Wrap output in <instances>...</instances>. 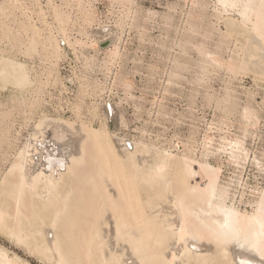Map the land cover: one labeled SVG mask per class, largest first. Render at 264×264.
<instances>
[{
    "label": "bare ground",
    "instance_id": "1",
    "mask_svg": "<svg viewBox=\"0 0 264 264\" xmlns=\"http://www.w3.org/2000/svg\"><path fill=\"white\" fill-rule=\"evenodd\" d=\"M107 1L121 11L117 30L107 25L90 30L97 22L91 0H0V92L11 88L17 98L0 111V236L13 247L0 244V264H32L29 258L40 264H264V187L245 201L251 185L243 179L250 163L264 173V160L252 157L246 143L258 137L260 95L248 89L247 102L233 101L238 76H252L264 90V0H181L192 4L185 34L170 46L162 42L164 54L181 69L196 52L200 86L221 71L232 78L222 98L209 100L222 111L227 129L213 123L201 143L192 138L183 151L172 142L147 140L146 131L139 139L120 135L128 126L125 109L103 94L108 89L113 94L119 85L129 89L119 69L127 56L121 50L123 35L135 30L146 41L155 14L143 18L136 0ZM211 5L216 24L204 27L198 9ZM169 9L163 17L168 36L179 29L171 15L177 7ZM77 26L80 39L71 34ZM215 33L216 51L208 47ZM71 54L82 74L62 78L59 63ZM36 58L50 66L37 71L26 61ZM93 73H102L103 81H91ZM176 77L171 71L168 88ZM77 83L80 95L72 104L79 119L45 113L48 88L69 93ZM89 96L94 101L85 122L79 116ZM14 111L25 115L26 135L12 132ZM233 115L242 137L231 134L227 121ZM216 131L224 133L218 140ZM222 156L237 169L228 182L222 179Z\"/></svg>",
    "mask_w": 264,
    "mask_h": 264
},
{
    "label": "rangeland",
    "instance_id": "2",
    "mask_svg": "<svg viewBox=\"0 0 264 264\" xmlns=\"http://www.w3.org/2000/svg\"><path fill=\"white\" fill-rule=\"evenodd\" d=\"M55 1L57 3H61V0H55ZM136 2L139 9L142 11L144 15L143 18H145V16L148 15L149 11L154 13L155 17L154 19H151V21L147 24L148 32H147V36L145 37L146 41L142 42L140 38V34H138L135 30L129 31V29H126L123 35L121 50L126 51L127 56L123 61H121V68L119 69L123 74L127 76V79L130 83V87L128 89L124 86L121 87L119 85L120 87L117 86L115 87V89H113L112 91L113 94L109 92V89L106 90V92L103 94L104 95L103 98H105V100H109L114 104L116 103L118 105L121 104L120 106L123 107V109H125L128 126L127 128H123V130L120 131V135L124 136L129 134L128 136H130L131 138L139 139L142 137V132L146 131L147 135H145V137L147 140H149L150 138H152L155 141L159 139L161 143H166V144L172 142L174 143L175 146L176 145L178 146L180 151H183L184 144L186 142L189 143V141L192 138H194L196 141L201 143L206 134V130H208V128L213 123H214L212 125L213 128L216 127L220 128L221 126L226 130L227 126L223 125V122L224 123L226 122L222 121L224 118L222 111H220L217 108L214 102L209 104V100H210V96H213L215 99L222 98L226 93L227 86L228 87L230 86L229 84L232 78L230 79L229 78L230 76L225 71H221L220 73L217 74V76L215 75V77H213V80L208 83L209 85H207L206 83L204 85L202 82V85L200 86L199 83L197 82L198 81L197 76H200L201 74V70L199 69L200 61L198 59L199 57H197L198 55L196 54V52H193L192 53L193 55L191 54L190 58L188 57L189 61L188 58L184 60V62L180 66L181 69H175V67L172 66L173 60H168V56L164 54V51L162 50L163 49L162 42L164 43L167 42V46H170L169 41L174 39V37H177L179 42V39L185 34L184 25L186 24L187 16L191 13L192 4L191 3L185 4L184 2L181 3L182 2L181 0H136ZM183 4L184 6H182ZM73 5L75 7V12H74V16H75L77 14L76 10H78L77 9L78 3L74 1ZM91 5L93 8H95V12L97 14V22L94 23L93 27L90 29L91 31L93 29H97L100 26H106V25L112 26L116 30L118 29L116 27L117 26L116 22L119 20L121 16V11L119 8L111 7L110 2L107 0H97V2L96 0H91ZM172 6L177 7L176 11H171V15L175 18V23H176L175 26H179V29H177V27L172 28L171 34L168 36L164 30L165 26L163 24V17H165L170 13L169 8ZM198 10L200 13H202L203 16L202 21L205 24L204 27H208L216 24V19L213 17L214 13H213L212 5L206 9L199 8ZM48 19L50 22H52L50 16ZM77 27L79 29L75 28L76 30H73L71 34H73L72 37L80 39L82 38L78 34L80 27L79 26ZM219 28L222 29V31H225L223 24L219 25ZM193 37L199 40L201 39L203 40L202 35H194ZM218 37H219L218 33H215L208 41V47L210 50H214V51L218 50V47L220 45ZM179 52H180L179 48L175 47L173 53L178 54ZM100 55L101 56L99 57H101L100 59H102L104 55L102 53ZM20 59L24 60L21 57ZM63 60L60 61L58 68L59 74L62 78L71 77L74 75L75 72H77L78 74H82V72H80L82 71L81 63L75 59L73 54H71L69 57L64 58ZM26 61L30 65L34 66L37 69V71H41L44 67L50 66V63L47 62L48 60L45 59L41 60L39 58H36L32 62L28 60ZM171 71L172 72L175 71L176 74H179V77H176L175 79L172 80L173 83L175 82V84L169 86L170 88L169 89L167 87V82H168L167 80L170 77ZM88 75L91 81H94L95 79H99L100 81H103L104 79L102 73H96V74L93 73ZM241 79H242V83H241ZM239 81L240 83H238ZM236 86L238 87V89ZM78 87H79L78 83L74 84L71 88V90L73 91L70 90L69 93L63 91L61 87L48 88L50 92L48 90L47 91L48 93L51 94L50 95L51 97L50 96L47 97V95L45 97L47 100V104H45L46 109H44V111L46 110L45 113L49 114V116L51 117H58L60 115H63L61 117L63 118L66 117V119L67 118L71 120L79 119L77 115H75L76 113L73 106L77 102L76 99L77 96L80 95ZM234 87L238 91L236 94H234L233 101H237L238 103L241 102V104L247 102V98L245 97V92L248 89L249 91L252 92H256V93L258 92L257 93L258 96L260 95L259 97H257L259 101H257L256 105L258 106L255 105L257 109L259 107L258 110H260V115H261L259 129L257 131L255 130L258 133L257 134L258 137H254V138L248 137L246 139V143H247V148L251 150L252 157L257 156L259 159L264 160V105H262L264 101L263 99L264 90L261 89L262 87L258 88L257 86L254 85L253 77L250 75L247 76L246 78L245 75L238 76V81L234 82ZM253 87L254 89H252ZM166 89H168V91H166ZM7 91L5 90V92L4 91L0 92L1 93L0 100H2L0 102L3 105L0 111H2L5 108H7L5 110L10 109V107H13V105H15V102L13 101H15V99L17 100V98H14L15 94L12 92L11 88L8 89ZM9 92L11 93L9 94ZM52 94L54 95V97H52ZM60 96H62L65 100L62 97L60 98ZM5 97H8L7 98L8 100H6ZM60 99L61 101H59ZM120 100L122 103L120 102ZM93 101L94 98L92 99V97L90 96L89 98L88 97L85 98L84 104L86 103L87 104L83 105L81 114L79 116L81 117L80 120L84 119L83 121L89 122L90 118L87 111L89 105L91 104L90 102ZM8 103H10L11 105ZM69 104L71 105V107ZM60 106L62 108H60ZM14 112L11 117L14 116L17 117L11 118L12 120L11 123L12 124L15 123L13 125V129L16 127L15 128L16 131H13L12 129V132L13 133L20 132L21 134L26 135L29 129L25 127V118H23L25 115L23 116V114L18 111L16 113ZM85 112L87 113V116ZM18 113L22 116L20 117ZM158 114H163L164 116ZM37 117L38 116L35 115L33 120L34 121L38 120ZM238 119H239L238 117H235L233 115L231 117L232 121L231 120L229 122L227 121V123L230 126L232 135L234 134L242 137L243 136V132H241L242 125L239 123ZM230 122L233 123V125L232 124L230 125ZM31 123H33V121ZM20 125L22 127H19ZM94 126L98 127L99 121L97 122L95 121ZM193 133L195 134L193 135ZM219 135H224V133L223 132L217 133L216 131V136H217L216 140L219 139ZM158 136H160V138ZM221 160L223 162L222 165L224 167L222 179L223 180L226 179L225 181L228 182L232 178H234V176L237 175L235 174V171L237 169L236 167L234 168L232 164L228 163L226 156L225 157L222 156ZM211 162L213 164L216 163L215 158H212ZM195 172H196L195 174L196 177H198L199 172L197 170ZM243 179H245L247 183L249 182V186L251 185L246 190V195L244 200L245 201L254 200L255 198H257L255 192H257L258 194L257 190H260L261 188L264 187V173H262L258 168H256V166L250 163L247 166L246 170L244 171ZM253 187L254 190H252ZM252 191L255 194H253ZM241 208H245V206L243 205L241 206ZM0 237H1L0 244H2L7 248L13 249V247L8 242H6L7 240L3 236ZM17 252H19L20 255L27 257L23 251L20 250ZM29 260L32 262V264H40L35 258H29Z\"/></svg>",
    "mask_w": 264,
    "mask_h": 264
}]
</instances>
